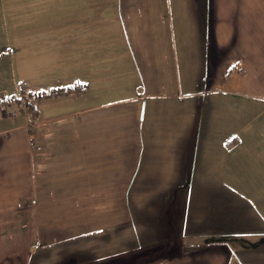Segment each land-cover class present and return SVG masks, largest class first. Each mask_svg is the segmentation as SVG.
Here are the masks:
<instances>
[{"label": "crops", "instance_id": "obj_1", "mask_svg": "<svg viewBox=\"0 0 264 264\" xmlns=\"http://www.w3.org/2000/svg\"><path fill=\"white\" fill-rule=\"evenodd\" d=\"M0 97V264H264V0H0Z\"/></svg>", "mask_w": 264, "mask_h": 264}, {"label": "trees", "instance_id": "obj_2", "mask_svg": "<svg viewBox=\"0 0 264 264\" xmlns=\"http://www.w3.org/2000/svg\"><path fill=\"white\" fill-rule=\"evenodd\" d=\"M78 89H79V87H77V86H68V87L65 86L61 89H58V88L49 89V90L45 91V94H52L53 95V94H58V93H63V92L78 90ZM34 95L38 96L37 94H34ZM24 104H25V106L28 107L29 110L33 109V101L30 100V98H28V96H25V103ZM161 251H162V249H160L159 252H161ZM165 255H167V254H165ZM147 259H148L147 257H142L141 260L143 261V260H147Z\"/></svg>", "mask_w": 264, "mask_h": 264}, {"label": "built area", "instance_id": "obj_3", "mask_svg": "<svg viewBox=\"0 0 264 264\" xmlns=\"http://www.w3.org/2000/svg\"><path fill=\"white\" fill-rule=\"evenodd\" d=\"M12 100H16L15 97H0V109L4 106H6L7 104H9V102H11ZM14 114V113H13Z\"/></svg>", "mask_w": 264, "mask_h": 264}, {"label": "rangeland", "instance_id": "obj_4", "mask_svg": "<svg viewBox=\"0 0 264 264\" xmlns=\"http://www.w3.org/2000/svg\"><path fill=\"white\" fill-rule=\"evenodd\" d=\"M15 108H19V106H15ZM28 111L31 112V110H29V109H28ZM31 114H33V113H31Z\"/></svg>", "mask_w": 264, "mask_h": 264}]
</instances>
